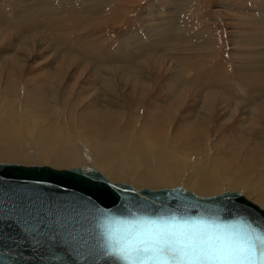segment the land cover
I'll return each mask as SVG.
<instances>
[{
    "label": "rangeland",
    "instance_id": "rangeland-1",
    "mask_svg": "<svg viewBox=\"0 0 264 264\" xmlns=\"http://www.w3.org/2000/svg\"><path fill=\"white\" fill-rule=\"evenodd\" d=\"M44 2L45 4H43ZM72 2H75L73 15H71L70 8ZM36 4L40 6L41 13L44 15L48 14V11L52 13L54 8L62 12L66 11L63 14L65 19L61 17V21L67 27H70V23L73 21L76 24V26L74 25V31L72 29L71 31L70 28L61 30L59 36H57L47 28L34 30L35 26H32L33 32L29 31L26 34L24 31V35L22 33L20 38L22 44H19V40H14V32L5 30V27H9L10 24H0V53H5V56H3L5 58H0V61H3L4 68L13 67L17 72L16 75L21 74L20 80L16 82L17 90L14 92L12 100L7 95L5 96V99L10 102L11 109L14 106H19L22 92L24 90L29 91L32 82H42V85L50 82L49 97L55 95L56 99L55 103L50 104L55 106L53 109L61 107L63 110V115L61 113L59 116H55L54 120L59 126L61 124L66 125L65 122L67 121L68 125L70 123L73 125L74 122L77 124V133H74L73 137L70 133L68 144L63 139L62 134H53L54 138L48 141L53 151H60L71 145V150L80 154L83 143L81 140H86L90 142V145L95 144L94 147L91 146L92 150H89L88 147L85 148L89 153L94 152L96 155L99 153L103 156V154L107 155L106 151L101 150L102 143L99 144L103 138L106 139V150L111 151L112 149L108 148V144L113 143L116 137L124 131L128 130L131 134L138 130V134L146 131L150 136L152 135L149 133L150 126H153L162 138H176L178 144L181 143V149H175L176 147L173 146L172 149L160 150L155 149L158 147L156 146L147 149L144 153H139L142 161L149 159L150 152L155 154L147 161V167H154L157 164V159L161 158V171H166L168 176L173 177L170 183H166L168 180H165L162 184L155 185L157 183L154 184L152 181L151 185L144 184L145 186L140 185L141 187L156 189L181 185L199 195H212L229 190L241 193L248 200L257 204L255 200L257 192L254 189L256 188L260 192H264V189L261 186L258 187L257 184L254 185L248 179L242 178L238 179L233 185L228 184L232 176L226 171V166L229 161H236L231 158V154L240 158V153L246 151L245 148L248 145H243L244 147L240 145L243 149L237 147L240 144H238V141L241 140L239 137H242V133L249 131L251 134L253 133V129L247 130L246 111L253 109L252 115L248 117L251 121H254L253 127L257 131L259 129L258 133H263L259 135H264V114L261 113L263 111H258L259 107L264 106V85L261 83L256 86V98L249 102L251 96L248 94L247 89L250 88L244 89L243 77L241 74L240 77L235 74L237 68H240L246 62L257 61L262 63L260 60L263 59L262 55H264V0H90L89 2L88 0H0V9L9 14L14 25L17 23L27 27V24L34 25L33 21L31 19L29 21V17L19 20L14 14L20 8H26L27 6L31 8ZM44 6L46 7L44 8ZM106 6L112 9L109 8L110 11L106 10L105 12L103 10L100 14V8ZM173 7L177 9V12L181 10L176 19L180 24L184 20L187 30L182 41L187 43L179 44L180 39L175 42L166 37L162 42L156 43L157 38H155V35L160 37L168 35L165 28H158L159 22L157 20L166 15V11L173 10ZM29 12H33L32 9ZM67 12L70 13L72 19H69ZM32 15L34 17V13ZM41 16L43 15H39V17ZM59 16L60 13L53 12L51 18ZM17 19L19 21H16ZM22 20H26L24 24L21 23ZM14 25H11L12 29ZM52 36H57L56 43L55 39L50 38ZM82 36L85 40L82 42L84 45H74ZM60 37L65 39L62 41ZM177 37L179 35L175 39ZM66 41L71 45L69 55L61 54L62 50H68L65 45ZM191 42L199 44L198 49L197 47L194 48V44ZM12 44H17L15 49L11 48ZM182 44L183 51L180 46ZM99 47L111 52V55L106 58H99L95 54L98 52ZM88 51L92 52L91 58L84 56ZM183 53H185V57L192 59V63L186 60V64L180 67L179 57ZM55 61L57 68L60 64L65 67L64 72H62L64 73L63 77H57L58 74H56L53 80L45 83L50 77L49 71L54 70L52 67L55 65ZM218 65L222 67V73L219 76L216 69V73L220 78L218 79V86L214 90L206 91L204 89L201 92L185 81L195 80L198 82L199 80L194 78L197 71L198 74H201V71L204 72V68H213ZM133 68L142 71L143 77L139 78L137 74L131 75L130 73L129 75L127 72L122 71L132 70ZM261 68L263 67L261 66ZM100 71L103 72L98 74ZM6 73L3 74L5 85ZM179 76L181 80L175 85L174 80ZM240 78L242 81L239 80ZM237 83L241 87L236 86ZM259 87L263 90L257 93ZM229 91L231 94L228 93ZM6 93L4 88H0L1 99L4 98ZM97 98L101 100L98 101ZM258 98L261 100L259 101ZM210 99L211 103L208 105L209 107L207 106L208 109L204 114L201 115L203 118L200 119V122L194 120L195 117L193 118L192 113L197 114L200 109L204 110L203 102L210 101ZM73 101L79 102L72 109H68L65 105L70 106ZM86 106H90L96 114L81 121L79 118L82 119L83 117L79 116L78 113ZM101 106L109 111H114L106 120H101L103 118L99 117L101 116L99 114ZM164 107L169 108L171 111H167ZM166 111L170 113V117H168V120L172 123L170 126L163 125L165 123H162L161 120H153L148 113L153 112L166 118ZM38 112L43 113L44 110H38ZM46 112H50V110L45 111L44 114ZM115 112L120 114L119 125L118 117H116L118 113ZM256 112L258 116H256ZM102 115L107 116L105 113H102ZM44 117L45 120H50L48 116L44 115ZM161 117H158V119ZM91 119H99V123L91 124ZM26 122L27 120L23 118V125ZM256 122L259 126L256 125ZM178 125H180L179 128H185V131L181 133L182 135L173 136ZM45 129L47 131L46 121ZM85 130L88 132H85ZM33 134L30 133V137H33ZM248 136L245 134V137ZM56 139L61 142V145H54ZM24 140L20 139L19 141ZM31 141L27 138L23 144L24 147H19L17 151L21 150L26 152L28 156L40 158L41 162L25 161L27 154L24 159L23 154H21L20 157L11 160L3 158L0 161L50 164L60 168L88 165L84 162L80 164L65 163L61 160L46 163L47 155L45 152L37 153V149L34 151L28 148ZM248 141H244V144H248ZM195 145H201V149L192 152L187 149H193ZM231 149L234 150L230 151ZM239 150L241 151L237 156L236 153ZM123 151H115V153L119 156L122 153H128V149ZM130 154H133V152H130ZM54 155L57 154L54 152ZM128 161L116 159L111 163L115 164L117 162L116 164H120V168L123 167L120 172H125L127 171L126 168H133V164L130 165ZM138 161L140 162V160ZM254 161L258 160L254 159ZM197 163L200 166L201 163H207L206 171L210 176L206 179L192 178L184 186L182 177L184 174H189L190 167ZM210 164H215V166L212 168ZM212 169L219 173L216 171L211 173L210 170ZM235 169L241 170L238 165L235 166ZM102 170L105 171V168ZM101 173L105 176L102 171ZM106 177L116 182H129L132 187L134 186L132 185L134 183L127 179L126 174L120 181L109 174ZM247 180L248 183H245L248 186L245 190L241 183ZM196 183L203 185L204 190H197L195 188ZM218 183L225 184L218 192H214L216 189L213 187H208L218 185ZM260 207L264 209V205Z\"/></svg>",
    "mask_w": 264,
    "mask_h": 264
},
{
    "label": "bare ground",
    "instance_id": "bare-ground-1",
    "mask_svg": "<svg viewBox=\"0 0 264 264\" xmlns=\"http://www.w3.org/2000/svg\"><path fill=\"white\" fill-rule=\"evenodd\" d=\"M20 1H22V0H20ZM46 1H48V0H46ZM89 1L90 0H88V2ZM43 4H45V2ZM177 4H179V2H177ZM74 5H75V2H72L71 6H70L71 15H73ZM51 6H50V8L53 7V6L52 7ZM45 7L46 6H44V8ZM23 8L18 9V11H16V14H14V15L19 20H21V18L24 19V18L29 17V21L31 19V21H33L34 25H31V24L28 25L27 24V27H24V26L18 25L16 23L17 25L15 24L16 25L15 26L13 24L14 22H11L12 18H10L9 14H6L5 12H3L0 9V24H10L9 27H7V26L5 27V30L13 31L15 34L14 40H16V41L19 40V42H20V43L18 42L19 44H22L21 43L22 40L20 39L22 33L24 35V31H25V33L27 34V32L32 31L34 26H35L34 30H37V29L40 30L41 28H47L57 36H59V32L61 30H68L70 28V30L72 29L74 31V25L76 26V24L73 21L70 23V27H67L63 24V22L61 21V17L65 19L63 14H65L66 11L62 12V11L54 8L52 10V13L58 12V13H60V16L57 18H51L52 13H50V11L47 10L48 14H46V15L42 14L41 8L38 4H36L34 7H31V8H28V6L24 9ZM109 8L107 6L100 8L99 13L102 14L101 11H103V10H104L103 12H105L106 10L108 11ZM30 9H32L33 12H29ZM110 9H112V8H110ZM180 12H181V10L179 12H177V9L175 7H173V10L166 11L167 14L161 16V18L157 20L159 22L158 28L159 29L165 28L166 31L168 32V35L163 36V37L155 35V38H157L156 43H160V41L162 42V40H164L165 37L168 39L171 38L175 42H177V39H180L179 44L187 43V42L182 41V38L184 37L185 31L187 30V27L185 26L184 20L182 19L183 21L180 24L178 19H176V17L180 14ZM33 13H34V17L32 15ZM92 13H95V12H92ZM67 14H68V17L70 19L71 18L70 13L67 12ZM39 15H43V16L39 17ZM18 19L16 21H19ZM26 20H22L21 23L24 24V21H26ZM11 25H14L13 29L11 28ZM181 30H183V31H181ZM167 32H165V33H167ZM177 35H179V37H177L175 39V37ZM57 36H52L50 38L55 39V43H56ZM62 37H64V36H62ZM62 37H60V39ZM83 38H84V36L79 38V40H77V42H75L74 45H79V44L84 45V43H82L83 41H85ZM63 39H65V38H63ZM63 39H61V40L63 41ZM134 41H136V40H134ZM191 43L194 44V48L197 47V49H198L199 44H195V42H191ZM15 45H17V44H15ZM15 45L12 44L11 48L15 49L16 48ZM65 45L68 47V50H62L61 54H68L69 55L71 53L69 51V48L71 45L67 41H66ZM172 46H174V45H172ZM180 46H181V50H182L183 44ZM180 46H179V48H180ZM98 49H99V50H97L98 52H96V50L92 48L93 51L95 50V52H96L95 54L99 58H106L109 55H111V52H108L106 49H103V48L101 49V47H99ZM91 54H92V52L88 51L84 56L91 58ZM3 56H5V53H0V58H5ZM262 56H263V59L260 60V61H262V63L257 62V61H249V62L242 64V66L240 68H237V72H235L236 76L239 75V77H240V74H241V76L243 77L244 89L250 88V89H247L248 94L251 96V98L248 100L249 102H250V100H253V98H256L255 97V94H256L255 90H257L256 86H259V84H261V83H262V85H264V55H262ZM248 58H250V57H248ZM186 60L188 62L192 61V59L190 57H187V56L185 57V53H183L179 57L180 67L183 66V64H186V62H185ZM54 64L55 65L52 67L54 70L52 69L53 71H51V70L49 71L50 77H48V79L45 83H48L49 80L50 81L53 80V78L56 77V74H58L57 77H61V76L63 77L64 73H62V72H64L63 70L65 69V67L60 64V66H58V68H57L56 61ZM261 66L263 68H261ZM4 67H5V65H4L3 61H0V88H4L7 92L4 95V98L2 97V99H1V96H0V160H2L3 158H7V159L9 158L11 160V159H14L15 157H20L21 154H23V159H24L26 157L27 153L23 152L21 150L20 151H17V150L19 149V147H22L23 144L25 143L26 139L29 138L30 141L31 140L32 141L30 142L28 148L33 149L34 151L37 149V153L45 152L47 155V158L45 160L46 163H48V162L50 163V161H57L58 162L59 160L64 161L65 163L74 162V163L80 164L81 162H84V163L88 164L86 166L90 167V165H91V167H94L97 170H99L100 173L102 171L105 174V176L107 174H109L112 177H116L117 180H119V181L122 180L124 174H126L127 179L130 180L131 183H134V184H132L134 186L132 187L131 184H129V182H127L126 184H128L130 187L135 189L136 192L139 191V189H138L139 187L145 186L144 184L151 185L152 181L154 184L157 183L155 185H159V184H162L165 180L166 181L168 180V182H166V183H170L173 180V177L168 176L166 171H161V167H160V163L162 162L161 158L157 159V164L154 165V167H147V161L151 157L155 156V154L150 152L149 159L147 161L141 160V155L139 153H144L147 149L153 148L156 146H158V147H156L155 149H160V150L165 149V148H169V149L171 148L172 149L173 146L176 147L175 149H179V150L181 149V143L178 144V140L176 138H168V137L162 138L160 136V134H158V132H156V130L153 126H150V132L149 133L152 134L150 136H149L148 132H146V131L141 133V134H138L139 130L137 132H135L134 134H131L128 130L124 131L122 134H120L119 136L116 137V139L113 141V143H110V145L108 144V148L110 147V149H112L111 151L106 150L107 144L105 143L106 142L105 138H103L104 141L102 140V142L98 141L99 144L102 143V145L100 146L101 150L106 151L107 155L102 153L103 154V156H102V155H99L98 152H97L98 153L97 155L94 152L89 153L85 148L88 147L89 150H92L91 146H93L95 144L92 143V145H90V142H88L86 140H81V141H83V143H82V152L80 154L76 151L71 150V145H69L67 148H64L60 151H53L51 145L48 142L54 138L53 134H62L63 139L68 144L70 141V133H71V137H73L74 133H77L76 132L77 124H75V122H74L73 125H72V123H70L68 125V121H67V122H65L66 125L61 124V126H59V124L56 123V120H54L55 116L57 117L61 113L63 115V110L61 107H59V108L57 107V109H53V108H55V106L52 104L56 102V99L54 97L55 95L54 96L51 95V97H49V94H50L49 83L50 82L48 84H43V85H42V82H35V81L32 82V84H34V85L31 84L30 90L29 91L24 90L22 92V95H21V98L19 101V106H14V108L11 109L9 106L10 102L5 99V96L7 95L9 97V99L12 100V98L14 96V92L17 90V83L16 82H17V80H20L21 74L16 75L17 72L13 69V67H7V68H4ZM221 68L222 67L220 65L215 66L213 68H209V67L207 68L206 67V68H204L205 69L204 72L201 71V74H198L197 73L198 71H197L195 73L194 78L199 80L198 81L199 85H198V82H196L195 80H192V81L191 80H185V81L188 82V85L195 86V88L201 92L204 89L206 91L214 90L217 88L218 79L220 78V77H218V75L216 73V69L218 70L219 76H220V74L222 73ZM135 69L136 68H133L132 70H122V71L127 72V74H129V75H130V73H131V75L137 74L139 78L143 77L142 71L135 70ZM200 70H202V69L200 68ZM103 71H100L98 74H100ZM5 72H7L6 77H5L6 85L3 83V74ZM106 72H107V70H106ZM223 74H225V73H223ZM221 76H223V75H221ZM179 78H180V76L174 80L175 85L177 84L178 81L181 80ZM237 78H234V79H237ZM239 80L242 81L241 78ZM236 86H240L239 83H237ZM253 86H255V87L252 88ZM262 90L263 89H261L259 87L257 93L260 91L262 92ZM17 92H19V91H17ZM46 92H47V94H46ZM48 92H49V94H48ZM228 93L231 94L230 91ZM260 97H262V96L260 95ZM258 99H259V101L261 100L260 98H258ZM96 100L99 101L101 99L97 98ZM78 102L79 101H73L70 103V106H68V104H66L65 106L68 109H72L75 106V104H77ZM50 103H52V104H50ZM210 103H211V99H210V101H208V100L204 101L203 102V105H204L203 109L204 110L200 109L199 113L197 112V114L195 112L192 113L193 118L195 117L194 120L200 122V119L203 118V116H201V115L204 114V112L208 109V107H209L208 105ZM164 108H166L167 111H171L167 107H164ZM263 108H264V106L259 107L258 111L259 110L263 111L261 113L264 114ZM38 110H44V112L47 110H50V112H46L44 114V112L39 113ZM252 111H253V109L250 111H246V116H247L246 122H247V130L253 129V131H252L253 133L251 134L250 131H249L250 133L249 132H246V133L243 132L242 137H239V138H241V140H240L241 142L238 141V144L239 143L240 144L237 147L241 149L243 145L244 146L248 145V146L245 148L246 151H243L242 153H240V156H239V152L241 150H239L238 153L235 152L236 155L239 156L240 158L231 154V158L233 160H236V161H234V162L229 161V163L226 166V171L228 172V174H230L232 176V179L229 180V183L228 182L227 183L233 185V184H235V182H237L238 179L242 178V179H248L254 185L257 184L258 187L261 186L264 189V135H259V134H263V133H258L259 129L257 131L253 127L254 121H251V119H249V117H248V116L252 115ZM111 112H114V111H109L104 106H101V109L99 110V114L101 116H99V117L103 118L101 120H106L111 114H113ZM102 113H105L107 116L104 117V115H102ZM115 113L119 114V112H115ZM148 113L150 114V117L153 120H156V121L161 120L162 123H165L163 125L170 126L172 124L171 121L168 120V117H170L169 112L166 113L167 114L166 118L161 117L156 113L154 114L153 112H151V113L148 112ZM78 114H79V116L83 117L82 119H80L78 117L79 120L82 121L86 118L91 117L93 114H96V113L93 112V110L90 106H86V107L82 108ZM118 114H116V117H118L117 121H118V125H119L120 114L119 115ZM44 115L48 116L50 120H45ZM256 116H258L257 112H256ZM158 117H161V118L158 119ZM23 118L27 120V122L24 125H23ZM257 119H259V118H257ZM191 120H193V119H191ZM261 120H262V118H261ZM263 120H264V118H263ZM21 121H22V123H21ZM45 121H46V125H47V131L45 129ZM257 121H259V120H257ZM98 123H99V119H97V120L91 119V124H98ZM202 125H203V122H202ZM254 125H255V123H254ZM256 125L259 126L258 123ZM179 126L180 125L176 126V131L174 133L172 132L173 136L180 135L183 131H185V128L184 129L179 128ZM148 128H149V126H148ZM85 129H86V126H85ZM87 130H85V132H88ZM107 130H110V129H107ZM103 131H105V130H103ZM134 131H135V129H134ZM30 133H34L33 137H30L31 136ZM109 133L111 134V131ZM84 134H87V133H84ZM245 134L249 135V136L245 137ZM240 136H241V134H240ZM20 139H25V140L19 141ZM246 140L247 141L249 140L248 144H244V141H246ZM54 145L59 146V145H61V142L58 139H56L54 141ZM240 145H242V146L240 147ZM16 146H17V148H16ZM200 146L201 145H195V147H193V149H191V148H187V149L190 152H192L194 150L201 149ZM125 149H128V153H122L120 156L115 153V151L122 152ZM233 150L234 149H231L230 151H233ZM16 152H18V153H16ZM54 152L57 154L56 156L54 155ZM130 152L131 153L133 152V154H130ZM229 156H230V153H229ZM131 158H132V160H131ZM253 158L255 160H258V161H254ZM108 159H109V161H107ZM116 159L117 160L122 159L124 161L129 160L128 163L130 162V165L133 164V168L132 169L126 168L127 171L120 172L121 169L123 168L122 167L123 165L121 166L122 168H120V164H118V165L116 164L119 161H117L115 164L111 163V161H114V160L116 161ZM24 160L29 161V162H33V161L41 162L40 158H35V157L33 158V156H28V154H27V158H25ZM133 160H134V162H133ZM138 160H140V162ZM120 163H122V162H120ZM201 164H202L201 166L199 163L191 166L189 169L190 171L188 170L189 174L188 173H187L188 175L184 174V176L182 177V182H184V186H186L187 183H189V181L192 178L198 177L199 179H206L210 176L208 171H206L207 163H201ZM236 165H238L241 170H239V169L236 170L235 169ZM210 166H212V168H213L215 166V164H210ZM104 168H105V171L102 170ZM153 168H155V169L153 170ZM215 171L216 170H214V169L210 170L211 173H213ZM216 172H218V171H216ZM131 174H134V175H131ZM248 180L243 181L241 183V185L243 186V189H245V190H247L248 185L246 183H248ZM224 186H225L224 183H221V184L218 183V185L208 186V187H213L214 189H216L214 192H218ZM203 187H204L203 185L196 183L195 188L197 190L202 191V190H204ZM254 191L257 192L256 193V195H257L256 199L255 198L254 199L257 201L256 202L257 204L259 203L258 204L259 206L255 203L251 202L250 200H248L241 193H239V194H241L245 198V201L241 200L242 201L241 202L239 200V198L237 196H234V195L229 196L227 201H231L232 204L237 202V201L241 202V204H234V205L241 206L242 208L246 209V211L249 214L259 216L264 221V209L262 207H260V206L264 205V192H260L256 188L254 189ZM233 192H235V191H233ZM236 193H238V192H235L234 194H236Z\"/></svg>",
    "mask_w": 264,
    "mask_h": 264
},
{
    "label": "water",
    "instance_id": "water-1",
    "mask_svg": "<svg viewBox=\"0 0 264 264\" xmlns=\"http://www.w3.org/2000/svg\"><path fill=\"white\" fill-rule=\"evenodd\" d=\"M233 191L199 195L176 185L135 189L86 165L0 161V264H118L106 255L102 225L117 216H210L221 223L239 218L264 226ZM234 195L239 201H227Z\"/></svg>",
    "mask_w": 264,
    "mask_h": 264
},
{
    "label": "snow or ice",
    "instance_id": "snow-or-ice-1",
    "mask_svg": "<svg viewBox=\"0 0 264 264\" xmlns=\"http://www.w3.org/2000/svg\"><path fill=\"white\" fill-rule=\"evenodd\" d=\"M102 227L105 254L118 264H264V226L243 218L221 223L210 216L139 214Z\"/></svg>",
    "mask_w": 264,
    "mask_h": 264
}]
</instances>
